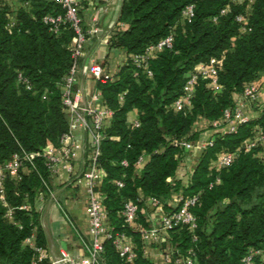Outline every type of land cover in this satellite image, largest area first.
Here are the masks:
<instances>
[{
	"label": "trees",
	"instance_id": "obj_1",
	"mask_svg": "<svg viewBox=\"0 0 264 264\" xmlns=\"http://www.w3.org/2000/svg\"><path fill=\"white\" fill-rule=\"evenodd\" d=\"M20 1L30 8L18 10L10 30L6 27L8 8L0 13V165L22 152L38 153L48 145L57 148L68 132L60 86L74 64L70 50L74 34L63 25L54 35L43 24L47 15H63L57 0ZM189 4L195 6L194 16L181 24V12ZM226 7L227 14L220 16ZM245 13L249 16L242 31L235 18ZM171 28L173 47L149 61L151 78L128 63L119 70L116 81L96 85L105 106L113 112L107 137L100 145L99 164L107 175L104 205L115 232L131 234L122 228L117 213L125 202L137 201V189L144 197L167 199V180L176 171L180 153L173 143L184 140L196 118L219 121L233 107V93H241L256 78L264 77V0H254L247 11L245 4L231 0H122L110 47L139 55ZM211 58L217 61L220 91L213 95L210 80L199 78L191 108L186 113L174 112L171 105L180 97L189 73ZM132 111L137 113L138 128L127 122ZM258 127L264 130V116L240 126L234 135L218 137L203 153L192 176L189 196L199 194V202L191 209L197 239L193 242L185 228L171 233V239L179 252L194 251V264H240L250 248H264V149L241 151L229 168L219 172L209 169L210 161L221 151L236 150ZM142 155L149 162L142 177L135 179L133 169ZM122 161L127 167L121 166ZM216 175L219 185L214 184ZM48 176L39 158L18 182L6 180V202L13 216L9 222L7 209L0 203V264L31 263L33 253L23 242L35 227L39 229L38 217L20 208L38 190H44ZM120 179L124 188L118 191L113 182ZM210 183L214 184L211 188ZM104 249L107 264H124L111 242H105ZM133 264L153 263L139 250ZM255 264L261 263L256 260Z\"/></svg>",
	"mask_w": 264,
	"mask_h": 264
},
{
	"label": "built area",
	"instance_id": "obj_2",
	"mask_svg": "<svg viewBox=\"0 0 264 264\" xmlns=\"http://www.w3.org/2000/svg\"><path fill=\"white\" fill-rule=\"evenodd\" d=\"M231 2L233 4H241L244 0H231ZM57 4L62 9L63 15H47L43 17L42 22L48 27L49 32L54 35L59 33L60 27L63 25H68L74 34L70 44L74 64L60 86L61 105L67 116L68 132L61 138L60 145L57 148L48 145L38 153L22 152L12 156L10 160L0 165V203L7 209L5 217L11 219L13 209L9 208L6 202L5 182L8 178L18 182L21 179V175L24 174L23 172L34 168L36 159H42L47 168L49 173L48 181L58 178L62 172L72 179H76L79 177L75 166L78 155L80 153L86 154L88 155V161L82 178L86 183L87 215L89 219V234L91 236L90 243L85 247L87 257L74 259L66 253H61L59 257L50 258L46 254L44 247L35 243V237L32 234L25 239L26 247L33 253L30 264H107L104 249L105 242H111L115 253L122 263L133 264L137 259L135 243L130 241L132 239L126 231L115 232L112 228L104 208L105 194L101 191V185L106 180L107 175L99 164L100 145L107 137L108 128L106 123L109 119H112L113 112L105 106L103 96L96 87L91 92L76 89L77 62L84 57V47L88 38L95 36L97 31L93 28L84 29L79 14L78 0H57ZM4 7V2L0 0V13ZM194 8V4H189L182 10L181 24L193 18ZM227 12L228 8L226 7L220 11L219 15H225ZM248 16L249 14L245 13L235 18L242 31H245ZM216 20L217 18H213V22H216ZM13 26H15V22L8 18L7 29L10 30ZM174 38V28H171L167 36L149 45L142 54L128 55L125 65L130 63L135 68L143 70L146 76L151 78L152 73L148 68L149 61L156 58L164 50H171ZM84 70L95 86L98 83L106 84L114 81V78L98 64L90 63ZM18 76L19 81H23L21 75L19 74ZM199 78L210 80L213 95L220 91L215 58H211L207 63L198 64L189 73L181 89L180 97L171 105L174 112L186 113L191 108L195 86ZM259 93L260 88L253 83L243 88L239 100L233 103V107L226 109L219 121L213 122V128H224L226 130V133L220 137L236 134L238 128L248 122L244 116L243 109L246 106L256 105ZM124 95L122 93L119 96V102L123 101ZM127 122L133 128H138L140 125L137 114L132 120ZM79 133H85L88 136L89 142L86 147H83L76 138ZM213 144L214 141H210L202 146V152L204 153L208 148H211ZM173 145L184 151L192 149V144L184 140L174 142ZM260 147L264 149V130L258 127L254 135L242 142L236 150L221 151L216 156L214 168L217 171L227 169L233 164L241 151L249 152ZM142 162L143 155L139 157L135 165L139 166ZM121 166L127 167V162L122 161ZM113 183L118 191L124 188L123 179ZM47 189L48 184H44V190ZM41 195L40 193L38 197L40 200L43 198ZM198 202L199 194L190 197L181 196L178 199L179 206L176 210L164 212L161 200L153 197H143L135 202H125L117 216L123 222L122 228L124 230H136L143 244L158 245L162 242L164 234L170 235L182 228L187 230L192 237V241L195 242L197 239L195 236L197 221L191 209ZM147 203L156 206L161 211L159 224L148 228L137 227L141 211L140 207ZM20 210L32 211L27 206H22ZM194 259L195 253L192 249L181 253L176 248H173L164 258L166 264H194ZM256 260L264 264V248H250L241 259L240 264H255Z\"/></svg>",
	"mask_w": 264,
	"mask_h": 264
},
{
	"label": "crops",
	"instance_id": "obj_3",
	"mask_svg": "<svg viewBox=\"0 0 264 264\" xmlns=\"http://www.w3.org/2000/svg\"><path fill=\"white\" fill-rule=\"evenodd\" d=\"M2 1L5 7L8 8V18L15 23L18 10L30 8L27 2L22 3L20 0ZM253 1L244 0L243 4L250 10ZM78 3L83 27L87 30L93 28L97 31L95 36L88 38L84 47V57L77 62L76 89L91 92L96 86L84 70L88 64L100 65L116 81L119 70L125 66L127 61L128 55L123 50L110 47L111 34L115 31L118 24L122 0H78ZM253 84L260 88V93L256 105L246 106L243 109L244 116L248 122H256L264 116V77L259 76L253 81ZM239 97L240 93H233L231 95L232 102H237ZM136 114V111H132L128 115L127 121L132 120ZM111 120L109 119L106 123L108 129ZM225 133L226 130L224 128H213V122L205 117L199 116L196 118L189 132L184 137V141L192 144V149L190 151L180 149V153L176 157V171L167 180L170 194L167 199L162 201V210L164 212L176 210L179 206L178 199L181 196L190 197L189 190L192 184V176L203 155L202 146L210 141H215ZM76 138L83 147L87 146L89 140L85 133L77 134ZM215 160L216 158L210 161L209 169L219 172L220 170L217 171L214 168ZM87 161L88 155L80 153L75 165L79 175L78 178L72 179L62 172L58 178L48 181V189L41 192L42 200L38 198L40 196L39 192L26 204L38 217L39 229L35 227L32 232L35 237V243L44 247L46 254L50 258L59 257L61 253H66L74 259L87 257L85 247L90 243L91 236L89 234V219L87 215L86 183L82 178L86 171ZM148 162L149 157L143 155V162L133 169V177L135 179L142 177L143 170ZM23 173L25 174V172ZM220 183L221 181L216 175L214 184L219 185ZM214 184L210 183L208 187L210 185L212 187ZM104 185L105 181L101 185L103 193ZM136 195L137 199L144 197L140 189H137ZM104 208L108 215L105 205ZM161 214V211L156 206L150 203L145 204L141 207L137 227L148 228L157 226ZM108 219L110 222L109 215ZM7 220L12 222V218ZM37 230L40 233L39 240L37 239ZM130 231L131 234L128 235L132 239L130 241L135 243L137 256L140 250L142 257L151 263L166 264L165 255L174 248L171 234H164L162 242L158 245H153L143 244L140 241L138 232L136 230ZM132 233L134 235L137 234V237ZM136 238L139 241H136ZM23 246L26 247L25 240Z\"/></svg>",
	"mask_w": 264,
	"mask_h": 264
},
{
	"label": "rangeland",
	"instance_id": "obj_4",
	"mask_svg": "<svg viewBox=\"0 0 264 264\" xmlns=\"http://www.w3.org/2000/svg\"><path fill=\"white\" fill-rule=\"evenodd\" d=\"M241 4H242V3H241ZM247 10H248V9L246 8V11H247ZM39 192L41 193V192H42V190H38L37 194H38Z\"/></svg>",
	"mask_w": 264,
	"mask_h": 264
}]
</instances>
